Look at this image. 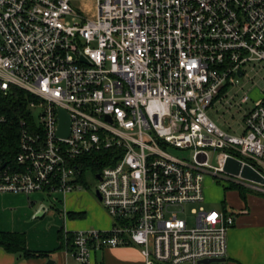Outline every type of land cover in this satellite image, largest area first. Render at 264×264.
Wrapping results in <instances>:
<instances>
[{
    "label": "built area",
    "instance_id": "2783aa9c",
    "mask_svg": "<svg viewBox=\"0 0 264 264\" xmlns=\"http://www.w3.org/2000/svg\"><path fill=\"white\" fill-rule=\"evenodd\" d=\"M250 63L264 65V0H0V99L29 96L14 162L0 160V194L64 198L89 174L112 226L63 233L78 264L118 247L138 248L144 264H228L233 215L200 207L193 226L180 215L203 202L208 175L264 193V182L224 171L232 159L264 181V95L237 135L206 113Z\"/></svg>",
    "mask_w": 264,
    "mask_h": 264
},
{
    "label": "crops",
    "instance_id": "0c3cea01",
    "mask_svg": "<svg viewBox=\"0 0 264 264\" xmlns=\"http://www.w3.org/2000/svg\"><path fill=\"white\" fill-rule=\"evenodd\" d=\"M79 197L71 193L64 198L57 197L61 207L53 210L57 212L59 224L42 230L45 219L41 220L43 214L40 210L44 206L37 196L0 194V231L24 234L27 249L39 255L25 259L0 248V264H45L48 260L54 264H78L66 254L63 233L105 231L112 226L103 208L89 199V203L98 209L95 216L89 215L88 209L77 203ZM239 199L236 209L231 207L228 210L226 204L221 209L235 219V225L227 232V263L264 264V197L254 194L246 195L245 200L240 196ZM92 255L89 264H144L136 247L104 249Z\"/></svg>",
    "mask_w": 264,
    "mask_h": 264
},
{
    "label": "rangeland",
    "instance_id": "374dc122",
    "mask_svg": "<svg viewBox=\"0 0 264 264\" xmlns=\"http://www.w3.org/2000/svg\"><path fill=\"white\" fill-rule=\"evenodd\" d=\"M74 7L83 10L88 15L94 14L93 5L89 3L79 2L74 4ZM246 77L239 80L240 82L235 85V87H230L227 90L226 99L228 102L226 103L224 98L221 99L220 102H216L212 107H210L206 113L209 118L213 121L217 128L221 131H224L227 134L237 135L241 133L242 118L247 110L252 108V105L255 101L259 100L264 95V65L250 63L245 69ZM244 96H248L247 103H241V99ZM232 97V99H231ZM33 119L36 117V113L32 114ZM36 120V119H35ZM173 155H177L179 158H183L184 160H190L191 153L189 151L184 150H173ZM219 152L209 153L210 164L213 167H220L222 164V159ZM85 178L87 181V185L85 188L77 191L74 190L71 194H77L80 197L77 198V203H81L82 207H85L86 212L88 211L89 215H96L98 209H96L95 205L90 204V200L102 208L97 201L95 188L97 185V181L95 178L89 176V174H85ZM234 187H237L234 184H230ZM229 186V184L225 181H220L210 175L205 176L202 183L203 190V202L200 204H193L191 206L185 207L183 213H181V217L188 222L190 226H193V215L192 211L197 208H204L206 210L215 209L221 210L224 204H226V208L229 210L231 207L235 208L238 202L240 201L238 192L236 190L224 189ZM238 188L243 189L246 195H259L264 197V193H260L257 191H251L246 188L239 186ZM37 196L39 200L43 203L45 208V213L43 214V218L45 219L44 224L41 225V229H48V227L56 226L59 223L57 222L58 216L57 212L53 210V208H57L58 210L61 207V204L57 202L56 198H59V195H51L48 196L45 193L39 192L32 194ZM70 195V194H69ZM85 197V198H84ZM90 199V200H89ZM90 202V203H89ZM55 206V207H54ZM49 211H48V210ZM104 209V208H103ZM236 209V208H235ZM105 210V209H104ZM55 215V217L53 216ZM57 216V217H56ZM40 229V230H41Z\"/></svg>",
    "mask_w": 264,
    "mask_h": 264
},
{
    "label": "trees",
    "instance_id": "16d2710c",
    "mask_svg": "<svg viewBox=\"0 0 264 264\" xmlns=\"http://www.w3.org/2000/svg\"><path fill=\"white\" fill-rule=\"evenodd\" d=\"M29 96L23 91L12 89L5 98L0 99V112L5 115L7 123L0 124V160L6 164H12L16 157L17 150V122L19 118L26 116V108ZM92 172H97L100 167H95L94 163L87 162ZM224 189L236 190L242 200H245L246 193L243 189L229 185ZM0 248L6 253L14 254L17 257L29 258L37 257L27 249L25 236L22 233H5L0 231Z\"/></svg>",
    "mask_w": 264,
    "mask_h": 264
},
{
    "label": "water",
    "instance_id": "95a60500",
    "mask_svg": "<svg viewBox=\"0 0 264 264\" xmlns=\"http://www.w3.org/2000/svg\"><path fill=\"white\" fill-rule=\"evenodd\" d=\"M238 75L241 76L240 73H238ZM59 118H60V127L58 133L62 137H68L69 120L62 111H60L59 113ZM224 171L235 176L241 174V176L244 179L249 180L251 182H257V183L264 182L258 173H256L255 171L253 172L250 168L246 166L241 168L240 162H236L232 159H227L226 164L224 166ZM96 198L99 200L97 194H96ZM40 211L41 214H44L46 210L43 207ZM45 264H54V262L52 260H48Z\"/></svg>",
    "mask_w": 264,
    "mask_h": 264
}]
</instances>
